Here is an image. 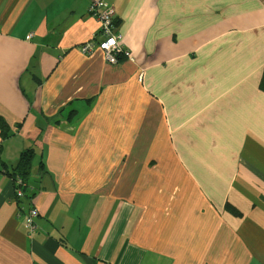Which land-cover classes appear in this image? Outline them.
Listing matches in <instances>:
<instances>
[{
  "label": "crops",
  "instance_id": "1",
  "mask_svg": "<svg viewBox=\"0 0 264 264\" xmlns=\"http://www.w3.org/2000/svg\"><path fill=\"white\" fill-rule=\"evenodd\" d=\"M91 1L0 0V264H264V0Z\"/></svg>",
  "mask_w": 264,
  "mask_h": 264
},
{
  "label": "built area",
  "instance_id": "2",
  "mask_svg": "<svg viewBox=\"0 0 264 264\" xmlns=\"http://www.w3.org/2000/svg\"><path fill=\"white\" fill-rule=\"evenodd\" d=\"M88 11L99 21V30L90 41L82 43L81 51L89 54L95 48L101 49L104 52L106 62L109 64H117L121 54L130 60H134L130 51L120 43V35L116 30L117 21L114 7L108 5L105 0H92ZM14 181L16 198H24L26 196L25 189L29 186L28 183L20 178H16ZM38 215V208L35 205H30L28 214L26 212L25 224L31 232L37 229L35 219Z\"/></svg>",
  "mask_w": 264,
  "mask_h": 264
},
{
  "label": "trees",
  "instance_id": "3",
  "mask_svg": "<svg viewBox=\"0 0 264 264\" xmlns=\"http://www.w3.org/2000/svg\"><path fill=\"white\" fill-rule=\"evenodd\" d=\"M121 56H125V55H122V54L119 55V57H121ZM0 135H1L2 139H5L10 135L9 124L6 123V121L4 120V118L1 115H0ZM34 157H35V151L33 148L29 147V148L25 149L21 153L16 164L13 165L12 169L8 170V172H7V174H9L13 178V180H15L16 178H20L23 181L28 183L29 186L25 189L26 193L28 190L31 189L28 180H29V175L31 173V170L33 168ZM27 196H29V197L34 196V193L33 194H27ZM233 210L235 213H237V214L239 213L238 209H236L235 207H233Z\"/></svg>",
  "mask_w": 264,
  "mask_h": 264
},
{
  "label": "rangeland",
  "instance_id": "4",
  "mask_svg": "<svg viewBox=\"0 0 264 264\" xmlns=\"http://www.w3.org/2000/svg\"><path fill=\"white\" fill-rule=\"evenodd\" d=\"M15 184V183H14ZM15 187H16V185H15Z\"/></svg>",
  "mask_w": 264,
  "mask_h": 264
}]
</instances>
